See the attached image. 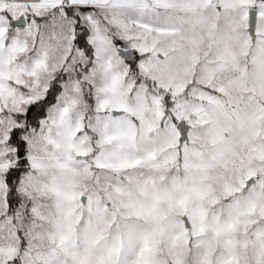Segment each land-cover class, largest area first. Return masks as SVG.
Masks as SVG:
<instances>
[{"label":"snow or ice","instance_id":"snow-or-ice-1","mask_svg":"<svg viewBox=\"0 0 264 264\" xmlns=\"http://www.w3.org/2000/svg\"><path fill=\"white\" fill-rule=\"evenodd\" d=\"M0 264H264V0H0Z\"/></svg>","mask_w":264,"mask_h":264}]
</instances>
